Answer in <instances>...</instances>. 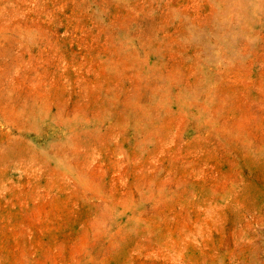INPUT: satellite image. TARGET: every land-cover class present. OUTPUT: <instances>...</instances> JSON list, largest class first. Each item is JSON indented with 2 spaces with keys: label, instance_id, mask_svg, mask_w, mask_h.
I'll return each instance as SVG.
<instances>
[{
  "label": "rangeland",
  "instance_id": "obj_1",
  "mask_svg": "<svg viewBox=\"0 0 264 264\" xmlns=\"http://www.w3.org/2000/svg\"><path fill=\"white\" fill-rule=\"evenodd\" d=\"M0 264H264V0H0Z\"/></svg>",
  "mask_w": 264,
  "mask_h": 264
}]
</instances>
